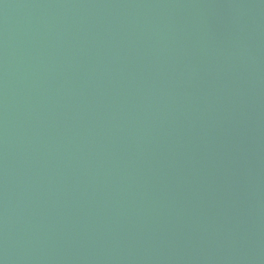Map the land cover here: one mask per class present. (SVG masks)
Segmentation results:
<instances>
[{"label": "water", "instance_id": "water-1", "mask_svg": "<svg viewBox=\"0 0 264 264\" xmlns=\"http://www.w3.org/2000/svg\"><path fill=\"white\" fill-rule=\"evenodd\" d=\"M0 264H264V0H0Z\"/></svg>", "mask_w": 264, "mask_h": 264}]
</instances>
